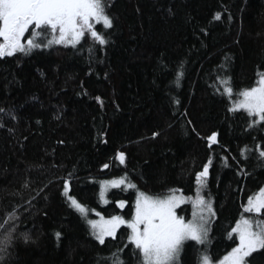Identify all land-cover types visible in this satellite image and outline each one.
<instances>
[{"label": "trees", "instance_id": "obj_1", "mask_svg": "<svg viewBox=\"0 0 264 264\" xmlns=\"http://www.w3.org/2000/svg\"><path fill=\"white\" fill-rule=\"evenodd\" d=\"M105 4L113 26L97 25L108 39L103 51L86 34L76 47L54 44L0 58V224L15 226L0 264H108L100 258L117 248L124 264H139L126 227L103 245L94 238L63 181L70 180L69 195L88 218L131 219L138 190L192 197L209 157L200 189L215 217L206 244L185 242L179 264H200L205 249L219 261L238 243L229 235L237 220L254 215L243 205L264 188V158L255 151L264 143V122L249 128L246 111H229L237 97L222 94L217 74L230 77L238 93L264 71V0ZM213 132L217 143L209 147ZM245 146L252 149L246 158ZM117 151L125 154L123 165ZM122 177L136 188H111L102 204L101 181ZM13 210L16 218L7 220ZM246 259L264 264V249Z\"/></svg>", "mask_w": 264, "mask_h": 264}, {"label": "snow or ice", "instance_id": "obj_2", "mask_svg": "<svg viewBox=\"0 0 264 264\" xmlns=\"http://www.w3.org/2000/svg\"><path fill=\"white\" fill-rule=\"evenodd\" d=\"M220 19L219 13L214 17ZM102 25L103 29H110L113 21L106 13L105 0H0V58L11 57L16 53L28 55L33 49L48 48L51 45H71L76 47L87 34L101 46L108 43L107 35L97 29ZM31 32L27 38L25 34ZM45 37L47 42L39 40ZM92 49L90 48V51ZM182 67V65H181ZM183 72L175 71V82L179 84ZM217 88L222 89V94L232 101L233 106L229 111L244 110L251 118L248 127L264 122V71H257V79L253 86L235 92L231 78L227 75L217 77ZM99 101V97H97ZM0 109V112H3ZM15 119V117H12ZM156 133H153L155 136ZM209 147L217 143V133L213 132L206 137ZM252 151L247 146L240 149L242 157L246 158L247 152ZM255 151L260 158H264V143H257ZM115 159L120 164L125 163V154L117 151ZM209 161L203 164V169L196 173L198 185L197 196L192 201L194 212L193 219L185 221L175 209L185 202V197L177 195L178 190H169L170 195H150L137 191L131 219L120 215H113L107 219L101 217L97 220H87L93 230L95 239L103 245L105 237L115 238L117 230L123 225L129 229L128 243L139 253V264H179L182 247L185 241H194L204 245L208 240L209 217H215L211 199H205L199 195V189L203 188L208 176ZM108 168L109 165H103ZM124 185L125 188H136V185L127 177L101 181L99 196L105 201V192L108 187L117 188ZM63 192L71 203V206L85 215L87 209L76 198L69 195L70 180L63 181ZM106 202V201H105ZM117 207L123 208L125 201L116 202ZM245 213L254 214L241 216L236 225L231 229L236 234L238 243L222 259L213 261L207 250L201 253L200 264H250L247 257L252 253L264 249V220L258 217L264 215V188H261L254 196H249L247 203L243 205ZM16 218L15 210L7 214V220ZM85 218H87L85 216ZM7 220L5 223H7ZM0 261H3L13 246L15 226L5 227L0 224ZM59 237L60 233H56ZM25 240L29 239L27 233ZM127 246V245H126ZM136 251L133 255H136ZM123 249L117 248L108 257L101 260L108 264H124L120 253Z\"/></svg>", "mask_w": 264, "mask_h": 264}, {"label": "rangeland", "instance_id": "obj_3", "mask_svg": "<svg viewBox=\"0 0 264 264\" xmlns=\"http://www.w3.org/2000/svg\"><path fill=\"white\" fill-rule=\"evenodd\" d=\"M31 34V32L29 31V32H27L26 34H25V37H26V35H30ZM39 40H43L45 43L47 42V39L45 38V37H39L38 38ZM54 45V44H53ZM112 180V179H111ZM107 181V180H106ZM109 181V180H108ZM121 186H123V185H121ZM111 188H113V187H108L107 189H106V192H105V201H106V194H107V191L109 190V189H111ZM170 195V194H169ZM177 195H182V194H177ZM199 195L201 196V189H199ZM137 196V195H136ZM183 197H185L186 199H185V202L184 203H181L176 209H175V212L179 215V216H182V217H184L185 218V221H187V220H191V219H193V212H194V208H193V204H192V201L193 200H195V198H196V196H197V191H196V193L192 196V197H187V196H185V195H182ZM100 201H101V203L102 204H105L106 202L105 201H102L101 199H100ZM78 212V211H77ZM79 213V212H78ZM88 213H89V211L87 210V212L85 213V215H81V213H79L82 217H84L85 218V216L87 217L88 216ZM100 218H101V216L99 215V214H96V217L95 218H85L86 219V221L87 220H89V219H91V220H97V221H99L100 220ZM211 218L212 217H209V222H208V225L207 226H209L210 225V222H211ZM105 219H107V218H105ZM89 225V224H88ZM123 226V225H122ZM121 226V227H122ZM124 227H126V226H124ZM89 228H90V230H91V232H92V235H93V230H92V228H91V226L89 225ZM127 228V227H126ZM129 230V229H128ZM94 236V235H93ZM94 238H95V236H94ZM106 238H111V237H105V239ZM190 241V240H189ZM185 242H187V241H185ZM184 242V243H185ZM200 245V244H199Z\"/></svg>", "mask_w": 264, "mask_h": 264}, {"label": "bare ground", "instance_id": "obj_4", "mask_svg": "<svg viewBox=\"0 0 264 264\" xmlns=\"http://www.w3.org/2000/svg\"><path fill=\"white\" fill-rule=\"evenodd\" d=\"M218 75V74H217Z\"/></svg>", "mask_w": 264, "mask_h": 264}]
</instances>
